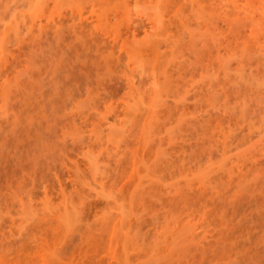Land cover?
<instances>
[{
  "label": "rangeland",
  "instance_id": "374dc122",
  "mask_svg": "<svg viewBox=\"0 0 264 264\" xmlns=\"http://www.w3.org/2000/svg\"><path fill=\"white\" fill-rule=\"evenodd\" d=\"M0 264H264V0H0Z\"/></svg>",
  "mask_w": 264,
  "mask_h": 264
}]
</instances>
